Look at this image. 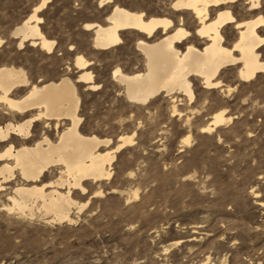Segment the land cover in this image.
<instances>
[{
	"label": "rangeland",
	"instance_id": "374dc122",
	"mask_svg": "<svg viewBox=\"0 0 264 264\" xmlns=\"http://www.w3.org/2000/svg\"><path fill=\"white\" fill-rule=\"evenodd\" d=\"M37 1L0 0V65L21 67L29 83L62 75L75 81L80 70L74 59L80 53L98 83L88 88L75 81L80 130L109 138L100 150L113 148L120 135L134 134L114 152L109 177L85 181L84 192L71 189L77 202L88 199L80 210L72 207L71 223L48 221L38 211L30 216L6 210V192L15 179L0 177V264H264V71L244 81L235 75L236 67L227 66L222 85L211 88L195 79L192 101L163 92L145 103L129 101L112 71L144 69L137 34L122 31L121 42L97 49L93 31L84 27L102 23L112 2L50 0L37 12L42 32L55 40L47 52L28 42L19 47L11 34ZM260 2L251 15L264 17ZM126 3L168 8L167 0ZM248 8L245 0L231 4L241 17L248 16ZM186 28L194 32L192 18ZM235 31L232 25L224 30L229 43ZM259 33L264 36V30ZM258 50L264 59V44ZM27 88H15L12 96ZM173 105L179 113L172 112ZM219 109L231 119L201 132ZM8 111L0 103V124ZM41 128L32 127V140ZM5 147L0 141V152ZM57 174L52 169L43 179Z\"/></svg>",
	"mask_w": 264,
	"mask_h": 264
},
{
	"label": "bare ground",
	"instance_id": "6f19581e",
	"mask_svg": "<svg viewBox=\"0 0 264 264\" xmlns=\"http://www.w3.org/2000/svg\"><path fill=\"white\" fill-rule=\"evenodd\" d=\"M49 1L38 0L13 27L11 34L17 37L19 47L28 42L47 52L54 48L55 40L42 32V18L37 15ZM103 1L112 5L102 23H84L86 29L93 31V47L114 46L121 42V32L130 30L137 34L135 46L143 55L142 71L127 73L119 67L112 71L129 101L144 102L160 92L180 93L192 101L195 79L211 88L222 85L220 74L227 66L236 67L235 75L244 81L264 71V59L258 50L264 44V36L259 33L264 30V17L251 15L261 7L260 0H245L250 10L245 13L247 17L232 12L235 0H167L168 8L164 9L133 8L126 0H100ZM189 18L195 21L194 32L186 28ZM229 25L236 30L230 43L224 35ZM89 64L80 53L75 55L74 65L80 70L75 81L97 88L98 83L87 69ZM41 81L29 83L21 67L0 65V103L9 110V116L0 124V141H6L0 152V159L6 160L0 164V177L4 182L15 179L6 192L5 208L30 216L38 211L48 221L71 223L72 207L80 210L88 203V199L82 203L74 200L71 189L84 192L85 181L109 177L114 152L132 142L134 132L120 135L113 148L100 150L110 139L80 130V96L75 81L67 75ZM27 85L22 95L12 96L15 88ZM172 112L180 111L173 105ZM230 119L224 109H219L200 131L211 130ZM36 124L42 125L41 135L32 140V127ZM183 138L189 142L188 136ZM52 169L58 174L44 181L46 172Z\"/></svg>",
	"mask_w": 264,
	"mask_h": 264
}]
</instances>
